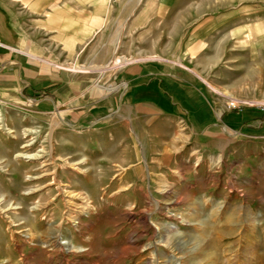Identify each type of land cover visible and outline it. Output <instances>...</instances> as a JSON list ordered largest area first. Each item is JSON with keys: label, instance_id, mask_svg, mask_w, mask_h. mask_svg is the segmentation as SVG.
<instances>
[{"label": "rangeland", "instance_id": "rangeland-1", "mask_svg": "<svg viewBox=\"0 0 264 264\" xmlns=\"http://www.w3.org/2000/svg\"><path fill=\"white\" fill-rule=\"evenodd\" d=\"M110 1L109 66L167 70L205 126L158 100L81 124L0 102V264H264V0Z\"/></svg>", "mask_w": 264, "mask_h": 264}, {"label": "crops", "instance_id": "crops-1", "mask_svg": "<svg viewBox=\"0 0 264 264\" xmlns=\"http://www.w3.org/2000/svg\"><path fill=\"white\" fill-rule=\"evenodd\" d=\"M113 8L110 0H0V102L34 100L41 112L81 124L100 118L116 100H158L192 114L194 128L205 126V107L188 100L207 96L192 97L167 70L149 61L109 66L117 53H127L126 21L113 18ZM72 62L80 70L65 67ZM113 69L108 79L117 87L105 92L96 79Z\"/></svg>", "mask_w": 264, "mask_h": 264}, {"label": "bare ground", "instance_id": "bare-ground-1", "mask_svg": "<svg viewBox=\"0 0 264 264\" xmlns=\"http://www.w3.org/2000/svg\"><path fill=\"white\" fill-rule=\"evenodd\" d=\"M116 57V56H115ZM115 63H119V62H125L127 61V58L123 57V56H118L116 57L115 59ZM258 259H260V262H261V259H262V256L258 257ZM263 261V260H262ZM257 264H260L259 262H257ZM263 264V263H262Z\"/></svg>", "mask_w": 264, "mask_h": 264}, {"label": "trees", "instance_id": "trees-1", "mask_svg": "<svg viewBox=\"0 0 264 264\" xmlns=\"http://www.w3.org/2000/svg\"><path fill=\"white\" fill-rule=\"evenodd\" d=\"M225 115H226V114H224L223 117H224ZM258 119H261V120L264 121V110H263L262 114L259 115Z\"/></svg>", "mask_w": 264, "mask_h": 264}]
</instances>
